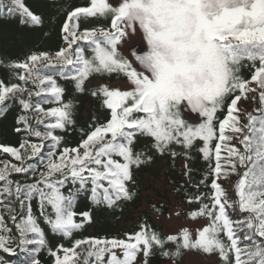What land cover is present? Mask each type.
I'll list each match as a JSON object with an SVG mask.
<instances>
[{"label":"snow or ice","instance_id":"6c2138e0","mask_svg":"<svg viewBox=\"0 0 264 264\" xmlns=\"http://www.w3.org/2000/svg\"><path fill=\"white\" fill-rule=\"evenodd\" d=\"M7 11L17 13L22 25L43 23L24 0H11ZM64 15V47L54 55L33 53L10 62L7 67L20 70L19 83L0 80V115L6 102L18 97L22 112L32 111L35 122L34 127L20 115L13 131L26 135L16 146L0 145V153L11 158L0 161V207L11 213L18 202L21 210L19 219L9 216L15 232L0 214V250L18 255V264H41L42 250L53 264H80L81 253L82 264H152L157 253L177 264L185 251L203 254L207 264H264V0H87ZM93 20L97 24L88 27ZM41 63L58 66V75L74 82L78 93L96 74L123 76L127 89L95 86L90 95L99 98L107 115L77 129L73 103L63 101L64 88L41 73ZM32 96L50 97L44 102L57 106L45 110ZM249 98L259 107L256 114L244 113L242 123L238 102ZM57 131H79L77 146H62ZM193 150L208 164L198 182L187 162ZM179 155L183 175L198 190L186 198L196 204L188 219L204 221L196 229L162 236L145 219L123 238L50 246L41 220L51 234L70 240L93 223L92 211H76L80 197L96 210L115 212L139 196L138 177L146 167ZM13 173L34 182L11 179ZM233 175L237 179L229 189L235 199H230L219 181ZM201 185L207 194L199 191ZM145 203L163 215V202Z\"/></svg>","mask_w":264,"mask_h":264},{"label":"trees","instance_id":"16d2710c","mask_svg":"<svg viewBox=\"0 0 264 264\" xmlns=\"http://www.w3.org/2000/svg\"><path fill=\"white\" fill-rule=\"evenodd\" d=\"M24 3L35 14L42 17L43 23L41 26L32 27L29 25H22L17 13L13 12L12 14H9L7 11V9L11 6V0H0V8L3 9V11H0V80L5 83H19V81L15 78V74L20 70L7 67L10 62H23L28 55L33 53L39 54L46 52L49 55H54L57 50L64 47L60 34V25L65 18L64 13L68 8L85 6L87 0H24ZM101 23L106 24L107 22L101 21ZM96 24L97 22L93 20L87 26L91 27ZM85 26L86 25L84 23H81V29ZM81 44L83 45V42H81ZM86 54L90 53L86 52ZM245 63L247 64L248 62ZM39 68L42 74L52 75L56 79L58 85L64 88L65 92L62 99L64 102L71 101L73 103V117L76 122L77 129L82 126H86L92 121L93 117L97 118V122H102L107 115V110L101 107L99 98L92 97L90 95V91L94 90L97 85L105 84L110 87V85L125 79L123 76H117L116 74L111 76H101L96 74L91 76L89 80L85 82V92L78 93L74 88V82L71 80H65L58 75V66L50 68L46 65V63H41L39 64ZM242 72L245 76L249 75L247 67H245ZM94 81H98L99 84L94 85ZM27 87L32 91L36 90L31 81H29ZM24 98L28 99L27 93L24 94ZM45 99L50 100L51 98L36 96L31 97V101L34 104L40 103L45 110L50 107L57 106L55 103H45ZM17 100L18 97L10 98L6 102L7 110L3 115H0V145L16 146L26 135L17 134L13 131L16 126V119L20 115L23 114L27 116L29 118V122L35 127V122L32 119L33 112H22ZM238 107L243 110L241 114V121L243 123L244 113L253 112V114H256L254 110L259 107V104L258 100L253 102L251 98L241 99V101L238 102ZM55 134L64 137L62 146L76 147L80 140L79 131H69L68 133L57 131ZM30 139H32L33 142H36L34 137H31ZM172 147L177 152L181 151V149L176 145H173ZM25 155L27 156V153ZM191 157L192 158L187 162L194 170L192 172V180L193 182H198L207 172L208 164L194 150L191 152ZM3 160L11 161V158L6 154L0 153V161ZM184 162L183 155L177 156L174 162L167 156L158 158L155 164L150 167H146L140 173L138 178L141 189L136 200L134 202L127 203L122 209H116L115 212L111 210H96L86 198L80 197L76 205V211H92L93 223L87 224L83 229L74 232L70 240H63L61 237L51 234L47 226L44 225L41 220V227L46 232V238L50 241V246L55 248L58 243H63L65 247H71L72 243L76 239L123 238L125 233H132L137 230L138 224L145 219L153 229L164 236L165 234L163 233L161 224L157 223L153 219V211L146 203L147 207L143 206V202H145L146 199L153 201V199L147 194L149 190V179H163L165 185L169 187V191L174 194V197L177 200L183 202L189 209L195 210L196 204L193 203L189 205L186 203V198L196 195L198 190L194 186L190 185L187 178L183 175ZM27 163H33V161L29 160ZM10 178L14 180L19 179L21 183L34 182L33 179L25 180L21 178L19 174L15 173H13ZM236 179L237 177L233 175L230 177V181L220 180L219 183H221V185L226 189H229V183L231 181H235ZM181 185L183 187H180ZM177 188H179V191L176 190ZM199 191L207 194L209 190L201 185ZM229 198L235 199L234 191L231 189H229ZM33 211L35 215L39 216L38 207L35 201H33ZM229 211L231 212V209H229ZM165 212L166 208L164 207L163 214ZM0 214L4 215L9 227H13L11 221L9 220V216L16 215L19 219L21 214L19 203H16L15 211L11 213L4 212L3 208L0 207ZM243 215L244 214H239V216H237L236 213H233L235 218H243ZM77 220H79V217H77ZM13 232H15L14 227ZM87 247V245L82 246L83 249H87ZM167 247L174 248V245H167ZM77 251L81 252V249H77ZM186 253L203 256V254L195 251H185L177 261V264H182ZM38 259L41 261V264H53V258L49 256L47 250H42L38 254ZM18 261V255H10L0 250V264H18ZM82 261L83 253H81L80 256V264H82ZM168 262L171 261L160 257L158 253L152 258V264H166Z\"/></svg>","mask_w":264,"mask_h":264},{"label":"rangeland","instance_id":"374dc122","mask_svg":"<svg viewBox=\"0 0 264 264\" xmlns=\"http://www.w3.org/2000/svg\"><path fill=\"white\" fill-rule=\"evenodd\" d=\"M110 2H114V0H110ZM144 47L146 50V44ZM93 84L97 85L99 83L98 81H94ZM110 87H119L121 90H126V78L110 85ZM147 194L153 201H161L165 205L166 212L163 215L154 214L152 212L153 219L161 224L164 234H177L183 228L193 230L196 229L199 224L204 223L202 219L196 221L188 219L186 213L191 209L174 197V194L169 191V187L165 185L163 179H149V190ZM143 206L147 207L145 202H143ZM176 211H180L181 215H175ZM166 264H171V262ZM182 264H207V261L202 255L186 253Z\"/></svg>","mask_w":264,"mask_h":264}]
</instances>
